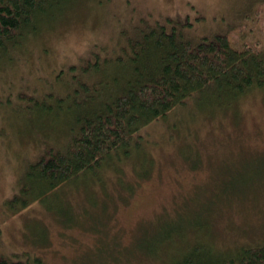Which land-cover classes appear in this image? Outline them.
I'll list each match as a JSON object with an SVG mask.
<instances>
[{
    "label": "rangeland",
    "instance_id": "rangeland-1",
    "mask_svg": "<svg viewBox=\"0 0 264 264\" xmlns=\"http://www.w3.org/2000/svg\"><path fill=\"white\" fill-rule=\"evenodd\" d=\"M76 2L52 28L24 45L17 62L0 70V252L39 255L42 264H159L144 251L165 230L173 235L174 226H200L201 236L208 233V241L225 251L264 237L263 93L243 98L238 113L204 110L205 96H199L142 129L139 153L119 168L105 169L102 182L79 179L47 197L31 196L26 207L13 201L23 185H30L27 165L42 141L60 145L66 136L39 114L44 107L37 112L35 105L28 116L20 96L35 87L41 94L56 90L64 99L70 95L65 106L73 109L79 95L72 90L75 75L88 60L106 64L119 54L126 58L121 46L130 54L131 39L147 24L174 25L196 40L226 32L235 43L264 40L259 1ZM32 123L52 127L35 130ZM257 175L263 177L261 186ZM102 189L112 197L91 204L88 198ZM93 218L104 224L105 237ZM102 243L110 251L118 245L116 260H106Z\"/></svg>",
    "mask_w": 264,
    "mask_h": 264
},
{
    "label": "trees",
    "instance_id": "trees-1",
    "mask_svg": "<svg viewBox=\"0 0 264 264\" xmlns=\"http://www.w3.org/2000/svg\"><path fill=\"white\" fill-rule=\"evenodd\" d=\"M76 1L0 0V70L17 62L25 52L24 45L40 37L57 19L59 22ZM255 1H259L257 20L264 25V0ZM136 34L130 41V54L125 45L121 46L126 58L119 54L116 60L105 59L107 65L100 60L92 63L88 60L83 71L75 75L77 85L72 90L79 95L73 109L65 106L70 95L64 99L54 89L41 94L35 87L31 94L20 96L28 116L35 105L37 112L44 107L39 114H44L66 136L60 145L42 141L40 152L27 165L30 185L20 189L28 198L21 199L18 193L14 202L26 207L31 196L47 197L79 179L102 182L105 169L119 168L121 161L139 153L142 129L199 96H205L201 107L204 110L238 113L240 101L247 95L264 94V40L235 43L227 32L196 40L174 25L161 22L147 24ZM54 104L57 109H53ZM17 110L19 114L20 108ZM32 126L35 130L52 127L47 123ZM148 161L144 159L145 163ZM114 171L115 175L124 176ZM263 177L257 175L256 183H262ZM102 192L90 196L89 202L96 204L112 197L109 191L102 189ZM97 219H92L95 229H103L100 234L105 233V237L108 231ZM174 228L171 231L175 238L167 230L154 238L144 251L148 258L159 264H264V237L225 251L208 241V233L202 237L200 226ZM116 248L119 249L118 245L112 252L102 243L106 260L117 259ZM0 264H42V258L28 252L19 256L0 252Z\"/></svg>",
    "mask_w": 264,
    "mask_h": 264
}]
</instances>
